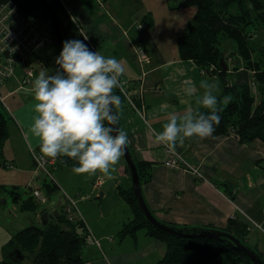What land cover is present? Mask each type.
Returning a JSON list of instances; mask_svg holds the SVG:
<instances>
[{
  "label": "crops",
  "instance_id": "crops-1",
  "mask_svg": "<svg viewBox=\"0 0 264 264\" xmlns=\"http://www.w3.org/2000/svg\"><path fill=\"white\" fill-rule=\"evenodd\" d=\"M62 1L65 10L60 22L65 39H84L93 51L100 50L106 56L121 60L126 68L123 77L130 81L136 102L143 105L144 116L124 100L117 111L120 113L119 126L127 131L128 146L136 161L151 166L142 189L153 214L165 224L190 229L226 230L231 219L239 220L247 226L246 244L257 249L264 262V142L258 138L241 142L234 133H214L206 138L186 137L175 151L199 170L204 176L201 178L193 170L167 167L166 145L156 139L172 115L181 116L189 109L209 110L196 103L197 97L205 91L201 87L202 81L217 85L218 103L224 93L219 74L180 57L178 38L189 29L196 9H178L168 0ZM191 10L189 14L187 11ZM228 43L235 45L231 40L225 45ZM230 48V51H236L235 46ZM227 64V78L236 77V82L231 83L241 86L253 82L252 73L242 67L233 70L229 59ZM21 74L1 88L9 103V110L4 108L5 113L11 121L9 119V140L2 157L5 165L0 171L8 169L12 180L0 182V190L3 189L0 204H6L2 198L11 197L9 192L17 188L32 186L40 189L39 170L31 154L33 150L40 151L39 140L29 131L36 114L34 96L31 95L34 89L25 91ZM12 82L17 85L14 90L8 88ZM189 88L192 95L187 93ZM22 90L27 95L20 94ZM29 96L31 100L24 103L23 98ZM97 178L92 180L91 194L84 199H90V195L104 190L110 182H116L105 192L99 209L93 202L87 211H82L77 200L72 199L79 214L86 218L88 230L101 244L100 247L86 245L82 249L83 264H157L166 254L163 241L151 237L145 229L134 236L120 237L124 225L135 217L130 204L120 195L121 189L132 190L127 165L120 158L112 175L100 173ZM100 179L103 186L95 188L94 183ZM23 181L25 186L21 185ZM57 184L62 191L60 183ZM64 199H67L66 195ZM68 201L71 200L67 199L65 203ZM37 217L41 221V214ZM29 225L23 219L11 226L4 222L0 236L6 234L7 242Z\"/></svg>",
  "mask_w": 264,
  "mask_h": 264
},
{
  "label": "trees",
  "instance_id": "trees-1",
  "mask_svg": "<svg viewBox=\"0 0 264 264\" xmlns=\"http://www.w3.org/2000/svg\"><path fill=\"white\" fill-rule=\"evenodd\" d=\"M10 1L17 3L20 10L26 14H39L51 26L48 15L35 0H0ZM48 1L60 17L65 10L61 0ZM168 1L178 9H196L189 29L178 38L181 59L192 60L201 67H207L222 79L224 93L217 106L221 121L214 133H234L241 142H250L256 138L264 142V66L253 58V53L260 47L250 40L252 35L248 30L250 27L255 28L257 21L264 26V0ZM229 40L235 43L244 58L243 62L247 63L239 68L242 67L253 74L252 83L241 86L231 83L232 80L227 78V72L221 67L222 58L227 63L222 46ZM84 42L86 43L85 40ZM115 91L125 101L118 90ZM224 99L226 104H223ZM9 119L0 102V163L3 165V150L9 140ZM70 163L77 165L78 161L61 156L57 165L60 167ZM137 167L141 181L148 179L147 173L151 166L137 162ZM53 169L54 167L51 170ZM41 184L40 189L48 195L60 190L58 184L48 178ZM33 190L34 187L29 186L11 191L13 201L19 204L21 211H36L39 202L33 196ZM21 191L28 194L27 200L20 197ZM120 195L130 204L135 215L131 222L124 225L120 237L134 236L139 230L145 229L148 235L163 241L167 248L166 254L157 264H252L248 258L233 250L224 241L205 237H177L157 230L144 217L132 190L121 189ZM64 207L67 209V205ZM88 231L87 223L79 219L71 220L66 210L63 214L58 212L55 221H49L44 227L33 223L11 237L3 248L4 257L1 264H23L27 258L31 264H83L82 249L86 246ZM225 231L246 244L247 226L243 222L231 219Z\"/></svg>",
  "mask_w": 264,
  "mask_h": 264
},
{
  "label": "clouds",
  "instance_id": "clouds-1",
  "mask_svg": "<svg viewBox=\"0 0 264 264\" xmlns=\"http://www.w3.org/2000/svg\"><path fill=\"white\" fill-rule=\"evenodd\" d=\"M55 63L59 67L54 74L41 71L34 80L36 114L30 135L38 138L40 151L47 157L76 159V173L99 170L112 175L129 141L127 131L119 126L117 109L122 98L115 91H123L124 64L115 56L93 51L81 39H66ZM201 87L205 91L196 103L210 111L197 108L172 115L156 135L172 151L186 137L212 136L221 121L217 85L202 81ZM187 93L192 95V89Z\"/></svg>",
  "mask_w": 264,
  "mask_h": 264
},
{
  "label": "built area",
  "instance_id": "built-area-1",
  "mask_svg": "<svg viewBox=\"0 0 264 264\" xmlns=\"http://www.w3.org/2000/svg\"><path fill=\"white\" fill-rule=\"evenodd\" d=\"M61 2L63 4L62 0ZM53 42L52 27L42 16L37 13H24L15 2H0V102L4 108L9 110L1 88L19 73H22L20 77L22 86L31 85L35 77L33 63L37 61L38 53ZM122 79L125 82L123 91L117 88L118 92L135 112L144 116L143 105L136 102V93L131 90L130 81L125 77ZM166 149L169 156L165 161L167 167L193 170L201 178H204L199 170L194 169L181 154L170 150L167 146ZM31 154L36 169L47 177L53 178L51 169L58 163L60 156L52 159L35 150ZM102 186L101 179L94 183L95 188ZM33 196L38 202H47V197L39 188H34ZM66 205V211L71 220L79 219L87 223L86 218L79 214L74 201H68ZM86 245L101 246L99 239L90 231L86 237Z\"/></svg>",
  "mask_w": 264,
  "mask_h": 264
},
{
  "label": "rangeland",
  "instance_id": "rangeland-1",
  "mask_svg": "<svg viewBox=\"0 0 264 264\" xmlns=\"http://www.w3.org/2000/svg\"><path fill=\"white\" fill-rule=\"evenodd\" d=\"M193 9V8H191ZM185 12V11H184ZM189 14L191 11H187ZM259 14V12L257 13ZM248 30H250V34L252 35V41L255 42L256 45H258L260 48H258V51L253 53V58L258 62L260 61V64L264 66V57H263V53H264V26L262 24H260L257 21V25L254 27H250ZM255 34V35H254ZM231 45L234 48V44L233 43H228L227 45H223L222 49L224 51V56H226L227 59H229V62L231 63V68L234 70H238L240 69L239 66H244L245 64H247L246 62H243V56L240 54V52L237 50L236 51H230L231 50ZM60 54V51L58 50L56 44L50 43L48 44L46 47H44L39 53H38V59H40V61L34 62L33 63V67L35 70V77L33 79V83L35 78L39 75V73L41 71H44L46 73L49 74H54L55 70L59 67L56 63H55V58ZM236 60H238L239 62H235ZM233 61V62H232ZM243 62V63H242ZM42 63V64H41ZM240 63V65H237ZM259 64V65H260ZM228 73V71H226ZM232 81L236 82V77L232 76L231 77ZM33 83L31 85H26L24 88L26 89L25 91H27V89H34L33 87ZM8 88H10L11 90H14L17 88V85L14 84L13 82L10 83L8 85ZM25 91H20V94H25L27 95V93ZM32 96H34V92L31 93ZM4 96V95H3ZM31 96L23 98V102L26 103L28 101L31 100ZM7 105H9L8 101L6 100ZM10 114V113H9ZM11 121V119H10ZM41 152V151H39ZM45 155V154H44ZM61 159V156H60ZM121 159L123 160V162L126 164V161L123 157V155L121 156ZM59 162V161H58ZM58 164V163H57ZM56 164V165H57ZM33 165V163H32ZM54 166V169L51 170L52 171V176L51 177H47L43 172L39 171V177H40V183L38 184L39 187H42L41 182L45 179L48 178L49 180H54L57 183L59 182L61 187L63 188V190H59L54 192L52 195L51 194H47L46 191L43 192V194L48 197L49 200H47V202H51V203H45L40 201L37 204V209L34 212H24L21 211L19 208L18 204H15L14 201L12 200V196L9 197L7 196V198L3 197L2 199L5 200L7 203L6 204H0V230H2L4 228V222L8 225H17L21 222V220L23 219L24 223L29 225L30 224V219L33 220L34 222H37V225H39L40 227H44V225H42V221H40L38 219V215L41 213V211H48L49 213H54V212H59L61 214H63L66 210V207H64V205H66L65 201L68 200H77V204L78 207L82 210V211H87V209H89L90 205L93 204V202H95L93 205L95 206L96 209H99L98 205H99V193L101 191L95 192L93 195H90V199H84V196L91 194V184H92V180L94 179H98V175L102 172H100L99 170L95 173V174H90V173H76L74 171V165L73 163L70 164H66V165H57ZM22 174V173H21ZM19 175V174H18ZM11 172L8 169H5V171H0V182H5V181H11ZM22 177L24 176V174L21 175ZM26 181V180H25ZM23 181V186H25L26 182ZM24 189V188H21ZM11 194V192H9ZM17 194V193H16ZM20 197L24 198L27 200V198L29 197L28 194H26L24 191L20 192ZM8 195V194H7ZM18 195V194H17ZM64 195H66L67 199H64ZM2 200V202H4ZM96 204V205H95ZM8 230V229H7ZM9 231V230H8ZM8 233V232H7ZM6 242V234L1 235L0 236V251H2L3 245ZM25 263L23 264H31V261L27 258L25 261ZM241 264H249L247 262H242Z\"/></svg>",
  "mask_w": 264,
  "mask_h": 264
},
{
  "label": "water",
  "instance_id": "water-1",
  "mask_svg": "<svg viewBox=\"0 0 264 264\" xmlns=\"http://www.w3.org/2000/svg\"><path fill=\"white\" fill-rule=\"evenodd\" d=\"M35 1L43 8V10L48 15L55 38V44L58 50L61 52L63 48V42L65 41V37L62 32L59 15L57 14L54 7L49 3L48 0H35ZM220 63L223 70L228 71V65L223 58L221 59ZM123 157L126 161L128 172L131 177L132 191L134 198L136 199L137 204L140 210L142 211L144 217L152 227L156 228L159 231L177 237H184V238L205 237V238L221 240L227 243L233 250L248 258L252 264H264L261 254L256 249L245 244L238 237H236L235 235L231 234L228 231L203 229V228H198V229L180 228L161 222L153 214V212L150 210V208L148 207L145 201L143 195V189H142V181L137 167V161L133 153L131 152L128 144L126 145ZM2 165L3 164L0 163V167ZM115 183H116L115 181L110 182L106 186V188L99 193L98 198L100 202H102L105 192H107ZM47 203L49 204L50 202ZM40 214H41V221L44 225H46L49 221H55L57 215V213H49L48 211H41ZM33 223L34 221L30 219V224Z\"/></svg>",
  "mask_w": 264,
  "mask_h": 264
}]
</instances>
